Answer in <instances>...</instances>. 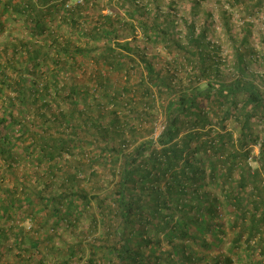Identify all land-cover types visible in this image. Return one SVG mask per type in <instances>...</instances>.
<instances>
[{
	"label": "trees",
	"instance_id": "16d2710c",
	"mask_svg": "<svg viewBox=\"0 0 264 264\" xmlns=\"http://www.w3.org/2000/svg\"><path fill=\"white\" fill-rule=\"evenodd\" d=\"M263 9L0 0V264H264Z\"/></svg>",
	"mask_w": 264,
	"mask_h": 264
},
{
	"label": "rangeland",
	"instance_id": "374dc122",
	"mask_svg": "<svg viewBox=\"0 0 264 264\" xmlns=\"http://www.w3.org/2000/svg\"><path fill=\"white\" fill-rule=\"evenodd\" d=\"M186 5L188 6V3H186ZM213 5V4H212ZM210 5V7L207 5L206 8L209 7V9H213V11H215V18H216V24L213 28V38L215 39H219L220 41H224L225 43V48L227 49V51L225 52V56L228 54L229 56L231 55L232 53V47L231 45L228 43H226L225 41L227 40L226 37L222 36V30H221V22H219V15H218V12H216L215 10V7L213 8V6ZM228 5V4H227ZM206 8H205V11H206ZM204 11V10H203ZM204 11V12H205ZM235 11V15L233 17V27L234 29L237 31V33H240L241 30H240V27L243 23V19L242 16L243 14H241L238 10H233V12ZM264 19V9L262 11V13H260L255 19L254 21L256 22L257 24V28H260V30L262 31V35L264 36V23H262ZM258 30H256V32L254 33V40H253V44H254V47H255V50L256 52L258 53V56H262L264 57V41L260 38L259 34H258ZM240 36V35H239ZM262 73H264V70L261 71ZM258 151V150H256Z\"/></svg>",
	"mask_w": 264,
	"mask_h": 264
},
{
	"label": "built area",
	"instance_id": "2783aa9c",
	"mask_svg": "<svg viewBox=\"0 0 264 264\" xmlns=\"http://www.w3.org/2000/svg\"><path fill=\"white\" fill-rule=\"evenodd\" d=\"M164 130V125L159 124L156 130V136H158Z\"/></svg>",
	"mask_w": 264,
	"mask_h": 264
}]
</instances>
